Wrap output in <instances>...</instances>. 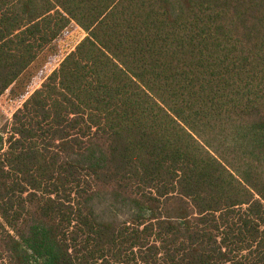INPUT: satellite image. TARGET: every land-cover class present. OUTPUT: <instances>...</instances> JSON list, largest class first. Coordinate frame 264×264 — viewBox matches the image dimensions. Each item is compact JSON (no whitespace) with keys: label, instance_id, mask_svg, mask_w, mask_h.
Returning <instances> with one entry per match:
<instances>
[{"label":"trees","instance_id":"obj_1","mask_svg":"<svg viewBox=\"0 0 264 264\" xmlns=\"http://www.w3.org/2000/svg\"><path fill=\"white\" fill-rule=\"evenodd\" d=\"M71 22L0 129V264H264V0H0V96Z\"/></svg>","mask_w":264,"mask_h":264},{"label":"rangeland","instance_id":"obj_2","mask_svg":"<svg viewBox=\"0 0 264 264\" xmlns=\"http://www.w3.org/2000/svg\"><path fill=\"white\" fill-rule=\"evenodd\" d=\"M83 32L78 26L71 22L37 57V59L26 68L23 74L3 92L0 96V129L10 123L12 113L20 106L24 96L38 88L44 80L48 70L58 66L62 54L74 48L82 39ZM57 64V65H56ZM134 261L130 260V263Z\"/></svg>","mask_w":264,"mask_h":264},{"label":"crops","instance_id":"obj_3","mask_svg":"<svg viewBox=\"0 0 264 264\" xmlns=\"http://www.w3.org/2000/svg\"><path fill=\"white\" fill-rule=\"evenodd\" d=\"M78 28L81 29L79 26H78ZM81 31L83 32V35H82L81 38H83V37L86 35V32H85L83 29H81ZM52 42H55V39H54ZM52 42H51V43H52ZM51 43H50V44H51ZM50 44H48L47 46H45V48H47ZM45 48H44V49H45ZM44 49H43V50H44ZM72 49H73V47L70 48L69 50H66V51L62 54L60 60H59L57 63L59 64L60 61L62 60V58H63L66 54H68L69 51H71ZM43 50H42V51H43ZM42 51H41V52H42ZM41 52H40V53H41ZM40 53H39V54H40ZM39 54L36 56L35 60L37 59V57L39 56ZM56 65H57V64H56ZM55 68H56V67L53 66V67H51V68L48 70V72H47V73L45 74V76H44V80H45V78H46V77H47V76H48V75H49V74H50ZM44 80H43V81H44ZM32 91H33V90H32ZM32 91H31V92H32Z\"/></svg>","mask_w":264,"mask_h":264}]
</instances>
